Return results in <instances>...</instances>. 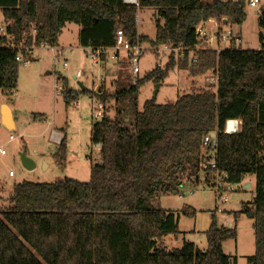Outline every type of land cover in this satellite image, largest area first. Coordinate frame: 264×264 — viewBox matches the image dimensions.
Instances as JSON below:
<instances>
[{
  "label": "trees",
  "instance_id": "trees-1",
  "mask_svg": "<svg viewBox=\"0 0 264 264\" xmlns=\"http://www.w3.org/2000/svg\"><path fill=\"white\" fill-rule=\"evenodd\" d=\"M249 0H139L128 6L123 0H0L5 35H0V89L18 86L20 57L35 62V50L57 49L67 24L80 27L79 46L110 49L118 31L126 41L145 47L181 49L183 57L168 55L164 68L157 66L135 82L131 57L117 55L113 92L96 93L68 88L61 76L62 98L67 107L82 94L95 96L104 115L92 125L91 144L100 145L101 162L91 167L90 182H21L14 185L10 208L0 212V264H236L223 244L238 237L235 227L218 226L216 216L205 233L207 250L184 242L181 249L167 250L161 240L179 234L180 214L156 208L152 201L177 192L183 179L198 178L207 149L204 137L224 130L228 120H241V132L218 136V170L232 185L255 176L254 206L241 215L253 221L255 254L248 264H264V5L260 7L259 50L208 48L196 29L216 21L242 26ZM155 12L154 39L139 35L138 12ZM13 41L11 42V40ZM234 45V46H233ZM146 48V47H145ZM107 58L101 55V63ZM195 60V61H194ZM176 68L192 78L211 73L218 77L216 92L197 90L183 94L176 103L146 101L139 110L141 88L161 84ZM113 106L114 116L107 113ZM65 141L56 154L64 165ZM191 209V210H189ZM185 215L195 216L187 207Z\"/></svg>",
  "mask_w": 264,
  "mask_h": 264
},
{
  "label": "rangeland",
  "instance_id": "rangeland-1",
  "mask_svg": "<svg viewBox=\"0 0 264 264\" xmlns=\"http://www.w3.org/2000/svg\"><path fill=\"white\" fill-rule=\"evenodd\" d=\"M202 1L211 3L214 0ZM263 5L264 0H261L258 8L247 6V19L241 26L242 32L239 36L241 42L235 44L234 48L244 51L259 50L261 30L258 19L260 7ZM154 14L150 9L139 10V35L155 38L157 17ZM4 27L5 20L0 11V29ZM222 29L229 31L231 27L224 26ZM206 31L213 36L218 29L209 24L206 25ZM232 31L238 33V28L232 27ZM79 32L78 25L67 24L59 38L61 48L56 51L46 47L35 50V62L19 66L17 89L12 93L0 89V148L5 152L4 155L0 154V212L10 208L9 199L16 184L25 181L55 183L66 179L88 183L91 167L101 162L100 148L91 144L92 125L101 120L96 119V109L100 102L95 96L82 94L77 103L67 107L62 98L63 87L62 83L58 82V77L64 78L68 88L75 91H80V83L89 92L96 93L99 88L105 87L107 92L111 93L114 90L113 82L117 77L118 66L115 61L110 60L95 65L91 57L79 46ZM217 44V41L213 42L214 49L231 48L228 43L219 46ZM145 47L144 54L140 57V78L157 66L164 68L168 62V55H157L151 46ZM65 64L67 67H64ZM79 72L81 77L76 79ZM213 78L215 76L211 73L192 78L188 71L176 68L161 84L148 82L141 88L139 110H142L146 101L153 99L157 104L166 105L176 103L183 94L193 91L216 92L215 83L208 81ZM3 104L12 110L16 123L14 130H8L2 125ZM107 108V113L113 117V106ZM11 137L13 139H10ZM63 141L66 158L64 165H59L56 154ZM23 155L35 164V169H25L21 159ZM212 180L211 174L200 171L198 178H192L191 181L183 179L176 193L160 196L152 201L156 208L171 209L180 214L179 234L163 237L161 245L167 250H174L181 249L184 242H190L201 251L207 250L205 233L210 227L214 213L218 226L228 228L230 221L237 230V239L223 244L224 253L236 260V264H248V258L255 254L253 221L244 215L235 218L234 214L241 212L245 206H254L256 178L246 176L240 184L232 185V191L227 193V203H223L210 187ZM189 206L196 210V218L184 214ZM205 217H208V226L204 221Z\"/></svg>",
  "mask_w": 264,
  "mask_h": 264
},
{
  "label": "built area",
  "instance_id": "built-area-1",
  "mask_svg": "<svg viewBox=\"0 0 264 264\" xmlns=\"http://www.w3.org/2000/svg\"><path fill=\"white\" fill-rule=\"evenodd\" d=\"M123 3L128 6H139V0H123ZM261 3V0H249V7L250 8H258ZM10 23H5V27L0 29V35H5L6 33V26H8ZM213 25L218 29V32L215 35H211L206 31V25ZM219 24L216 21H210L209 23L201 24L197 29L196 33L200 40L204 42V45H206L208 48H213V42L217 41V46L219 44H239L241 42L239 34L235 33L232 30L224 31L223 29L219 31ZM13 39L11 40V42ZM45 48V47H44ZM54 49V48H52ZM218 52L221 51V49L217 48L214 49ZM56 51V49H55ZM89 57H91L93 63L95 65H98L101 63V55H105L107 58L111 59L112 61H115L117 59V55L121 53H127L131 57V70L133 75V80L135 82L136 78L140 74V57L144 54V48L140 44L139 41L133 46L128 41H126L124 34L122 31H118L115 38V46L110 49H85L84 50ZM175 54L177 58L183 57L184 53L181 49H175L171 48L169 46H164L160 49H158V54ZM18 62L23 63L24 65H28V61H23L20 57L17 58ZM195 61V60H194ZM64 67H67V64L64 65ZM81 77V73L79 72L77 74V78ZM103 80V79H101ZM212 83L217 84L218 77L215 76L212 80ZM96 119H101L104 115V106L100 103L99 106L96 109ZM242 129V121L241 120H228L225 124V128L223 131L216 129L214 132L210 133L209 135L204 137L203 146L207 149V152L205 154V157L203 161L200 164V171H202L205 174H211L213 176L212 185L209 186L213 188L218 195V198L223 202L227 203L229 200V197L227 193L232 191V184H229L226 182L225 177L226 175L224 173H221L218 170V149H219V141L218 136L222 133L228 134V135H234L241 132ZM10 139H13L12 137ZM0 154L4 155L5 152L2 148H0ZM10 176H12V173H10ZM228 224H230L228 222Z\"/></svg>",
  "mask_w": 264,
  "mask_h": 264
},
{
  "label": "water",
  "instance_id": "water-1",
  "mask_svg": "<svg viewBox=\"0 0 264 264\" xmlns=\"http://www.w3.org/2000/svg\"><path fill=\"white\" fill-rule=\"evenodd\" d=\"M78 85H79L80 89H83L82 84L79 83ZM2 118H3V125L5 127H7L9 130L13 129V127H12V123H13L12 113L10 112V109L7 106H4V108H3ZM96 146L98 148H100V145H96ZM21 159H22V164L25 167V169H27L29 171L35 169V164L31 160L27 159L25 155H23L21 157Z\"/></svg>",
  "mask_w": 264,
  "mask_h": 264
},
{
  "label": "crops",
  "instance_id": "crops-1",
  "mask_svg": "<svg viewBox=\"0 0 264 264\" xmlns=\"http://www.w3.org/2000/svg\"><path fill=\"white\" fill-rule=\"evenodd\" d=\"M235 27H237L238 28V34H239V36H240V34H241V32H242V29H241V26H235ZM59 48H61L60 46L58 47V49ZM75 78V77H74ZM4 106H7L9 109H10V107L8 106V105H6V104H3L2 105V111H1V122H2V125H3V118H2V112H3V108H4ZM10 112L12 113V110L10 109ZM12 120H13V123H12V127H13V129L12 130H14L15 128H16V123H15V121H14V117H13V113H12ZM4 126V125H3ZM7 128V127H6ZM8 129V128H7ZM9 130V129H8ZM97 147V146H96ZM190 207V206H189ZM192 208V207H191ZM192 209H194V208H192ZM166 210V209H165ZM189 210H191V209H189ZM195 210V209H194ZM167 211H173V210H171V209H167ZM196 211V210H195ZM174 212V211H173ZM193 218H196V212H195V216L193 217ZM179 220H180V218H179ZM204 221L206 222V225L208 226V217H205L204 218ZM230 224H228V228L227 229H231V228H233V224H232V222H230V221H228ZM220 227H223V226H220Z\"/></svg>",
  "mask_w": 264,
  "mask_h": 264
}]
</instances>
